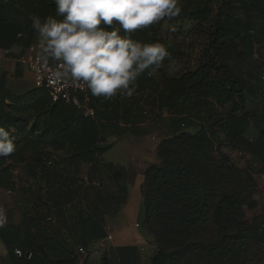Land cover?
<instances>
[{
	"label": "trees",
	"instance_id": "trees-1",
	"mask_svg": "<svg viewBox=\"0 0 264 264\" xmlns=\"http://www.w3.org/2000/svg\"><path fill=\"white\" fill-rule=\"evenodd\" d=\"M181 7L180 17L198 22L196 33L206 35L209 46L201 53L198 66L174 78L167 92L151 105L159 112L168 109L176 114L174 136L158 147L160 162L150 164L144 172L145 226L158 248L151 264H249L253 249L264 247V208L257 213L253 197L258 184L252 172L234 164L223 148L264 159V111L247 108L245 80V69L256 56L257 47L264 49V23L257 25L258 19L264 20V0H186ZM33 14L42 19L54 16L55 5L52 0H0L1 49L16 45L28 48L33 43L36 33L29 19ZM162 25L139 30L132 39L144 42L141 37L149 33V43H160L157 35ZM140 78L144 84L153 79L146 74ZM89 96L95 119L84 117L64 102L53 103L45 89L17 95L8 88L3 75L0 127L11 132L16 150L0 157V185L13 179L19 166H24L29 177L45 180L50 187L52 179H79L82 163L91 164L89 179L124 182L125 167L99 160L113 147L102 144V133L110 129L123 134L120 121L134 124L145 111L133 115L135 110L120 103L119 96L103 103ZM187 98L229 109L215 121L206 120L196 134L184 132V115L198 114H193L196 104L191 106L192 100L185 103ZM252 127L259 131L255 141L246 137ZM59 166L63 170L69 167L72 174L66 171L64 177ZM100 183L105 187V181ZM123 191L127 192L125 185ZM72 193H59L55 204L59 200L70 202ZM53 199L50 194L46 199L39 197L43 206H49ZM125 199V195L118 197L116 204H123ZM104 202L112 206L115 201L107 195ZM249 211L256 213L251 219ZM79 225L87 228L81 233L86 244L87 239L107 237L98 220ZM27 244L31 249L36 246L33 238ZM69 261L73 259L55 264ZM103 264H110L107 257Z\"/></svg>",
	"mask_w": 264,
	"mask_h": 264
},
{
	"label": "crops",
	"instance_id": "crops-1",
	"mask_svg": "<svg viewBox=\"0 0 264 264\" xmlns=\"http://www.w3.org/2000/svg\"><path fill=\"white\" fill-rule=\"evenodd\" d=\"M157 36V39H162L160 43L168 48L172 59L178 65V70L174 74H169L166 71L168 63L166 60L165 68L152 77L153 79L147 80L144 84L139 78L135 95L131 99L119 96V101L126 106H131L135 110L133 115L140 110L145 111L144 117L137 119L134 124L120 121L123 134L110 129L102 133V144L113 145V147L100 155L99 160L101 163L125 167L127 179L124 182L89 179L91 164L82 163L79 166V179H52L50 187H47L46 181L42 179H23L20 182L22 178L17 179L16 174L13 179L5 180L3 185H0V229H2L0 264H18L19 262L21 264H55L56 261L66 259H73V261L63 264H103L105 257L108 258L110 264H151L158 248L154 237L145 232V220L142 229L140 225L134 224V229L138 230L134 237L117 232L124 226L132 228L127 222L126 212L132 203L138 204L144 201L142 196V186L145 182L144 172L150 164L160 162L158 157L160 143L175 134L172 122L176 114L173 110L165 109L159 112L157 107L151 105L153 102H158L161 93L167 92L174 78H179L188 69L198 66L201 55L195 52L194 55L191 54L195 56V59H190L186 55L190 54V51H185L183 43L177 40L171 43L169 37ZM198 37L200 36L197 35L196 38ZM141 39L149 43L150 34L142 36ZM182 40L185 38L183 37ZM25 52L26 48L21 45H16L9 50L0 48V78L6 75L8 88L17 95L35 89L33 75L27 70L23 61ZM253 61L245 69V78L250 77L249 66L253 64ZM22 66L23 71H21ZM30 82L32 87L29 88L26 83ZM246 82V106L251 109L253 91L252 86L248 81ZM165 95L167 96V93ZM189 100H192L191 106L196 104L195 109H192L193 114L194 112L198 114L193 117L184 115L186 122L183 124L182 131L192 134H196L206 120L211 118L215 121L221 113L225 116L229 109L220 108L211 101L194 103L193 98H187L185 103ZM246 137L249 141H255L259 137V131L252 127ZM226 151L231 150L226 149ZM63 169H65L63 166L58 167V171L63 172L64 177L66 171L69 175L72 174L69 167L66 170ZM101 181H105V187L100 183ZM109 185H113L114 189L109 190ZM124 185L127 188L126 193L123 191ZM66 191L71 193L73 191L72 200L62 203L59 200V193ZM48 194L54 199L49 206H43L39 197L46 199ZM107 195L113 196L115 202L112 206L105 202L101 203ZM124 195L125 202L118 206L117 198ZM57 198L59 202L55 204ZM97 203L98 207L95 206ZM115 208L119 211L112 215L111 211ZM90 219L98 220L104 226L107 237L100 240L87 239L86 244L81 233L87 228L79 223H85ZM116 220L119 222V227L112 233V240H109L107 227H110ZM29 238L34 239L36 246L33 249L27 244ZM80 247L87 250L86 256L78 253ZM15 249H22L25 253L32 250L33 260L17 257Z\"/></svg>",
	"mask_w": 264,
	"mask_h": 264
},
{
	"label": "clouds",
	"instance_id": "clouds-1",
	"mask_svg": "<svg viewBox=\"0 0 264 264\" xmlns=\"http://www.w3.org/2000/svg\"><path fill=\"white\" fill-rule=\"evenodd\" d=\"M55 15H31L39 57L55 81L87 89L107 102L131 99L137 81L154 77L162 68L178 70L168 48L159 42L132 39L139 30L181 16V0H52ZM16 150L12 134L0 127V157Z\"/></svg>",
	"mask_w": 264,
	"mask_h": 264
},
{
	"label": "rangeland",
	"instance_id": "rangeland-1",
	"mask_svg": "<svg viewBox=\"0 0 264 264\" xmlns=\"http://www.w3.org/2000/svg\"><path fill=\"white\" fill-rule=\"evenodd\" d=\"M186 0H181L182 3H185ZM198 22L190 20L188 16L185 17H177L175 20L164 23L162 25V29L158 32L159 36L163 37H169L170 41L177 40L180 43H183V47L185 51H190V54H186L190 59H195V56H191V54H195V52H198V54H201L204 50H206L209 46V40L206 35L198 34L196 33V29L198 28ZM264 20L261 19L257 20V25H263ZM198 39L196 38L197 35ZM202 35V36H201ZM177 36V37H176ZM183 37L185 40H182ZM187 39V40H186ZM186 53V52H183ZM197 54V55H198ZM199 58V55H198ZM254 60V61H253ZM253 64L249 66V72L250 77L245 78L246 81L252 86L253 91V97L251 100V110H257L259 112L264 111V100L261 98V94L264 91V83L262 81V74L264 73V49L261 47H257L256 51V57L253 59ZM23 69V66L21 68V71ZM251 80V81H250ZM28 87H32L31 82L26 83ZM249 92V91H248ZM228 148H223V151L227 153L231 159V161L242 167L247 168L249 171L252 172L254 179L257 181L258 184V191L254 195V199L258 204V212L261 211V209L264 208V159L255 158L249 153H245L242 156L234 155L233 151H226ZM17 179H21L20 182H22L23 179H33L32 177L28 176V171L26 170V167L19 166L18 170L16 171ZM23 173V176H22ZM113 185H109V190H113ZM118 209L115 208L112 210V215L118 213ZM256 213L255 212H247L248 218L251 219ZM126 218L129 225L132 226V228L128 227H122L118 230L117 233H123L126 236L134 237V234L138 231L137 229H134V224H138L141 226L140 229L144 228V220H145V207H144V201H140L137 203H132L126 212ZM112 230L111 233L116 230V228L119 227L118 220L113 221L111 224ZM145 232L150 234L147 230V227L145 226ZM250 262L249 264H264V247H255L250 255L249 258Z\"/></svg>",
	"mask_w": 264,
	"mask_h": 264
},
{
	"label": "built area",
	"instance_id": "built-area-1",
	"mask_svg": "<svg viewBox=\"0 0 264 264\" xmlns=\"http://www.w3.org/2000/svg\"><path fill=\"white\" fill-rule=\"evenodd\" d=\"M21 36V35H20ZM27 70H29L34 78L35 88L45 89L53 103L64 102L77 109L84 117L95 119L96 111L90 105V96L87 89H82L64 81H55L52 77V69L49 65L42 63L39 57V49L37 38L26 48L23 58ZM264 83V73L261 76ZM264 100V91L261 94ZM184 126V125H183ZM234 155L242 156L243 151H233ZM51 164V163H50ZM112 227H107L108 239L112 240ZM15 255L19 258H33L32 252L25 253L22 249H15ZM81 256L87 255L84 247L78 249Z\"/></svg>",
	"mask_w": 264,
	"mask_h": 264
}]
</instances>
